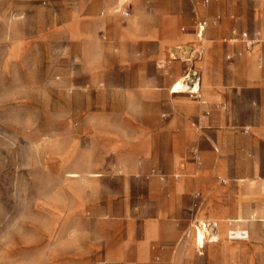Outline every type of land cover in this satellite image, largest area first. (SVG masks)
Segmentation results:
<instances>
[{"label": "rangeland", "instance_id": "rangeland-1", "mask_svg": "<svg viewBox=\"0 0 264 264\" xmlns=\"http://www.w3.org/2000/svg\"><path fill=\"white\" fill-rule=\"evenodd\" d=\"M235 29L251 50L224 41ZM208 45L230 85L255 54L264 96V0H0V264H264V223L208 217L201 187L239 184L244 126L232 120L253 96L230 87L231 103L204 112L230 118L213 134L176 121V95L205 102L191 90ZM185 77L191 92L174 93ZM207 151L227 175L188 171L212 166ZM202 221L221 235L199 249Z\"/></svg>", "mask_w": 264, "mask_h": 264}, {"label": "crops", "instance_id": "crops-1", "mask_svg": "<svg viewBox=\"0 0 264 264\" xmlns=\"http://www.w3.org/2000/svg\"><path fill=\"white\" fill-rule=\"evenodd\" d=\"M240 4L242 6V3ZM241 6L227 4L223 9L226 12H231L238 9L242 10ZM231 55L236 54L232 53ZM219 57L220 56L215 53L212 46L208 45L206 47V56L203 60V67L201 68L202 80H200V84H195L191 90L196 91V86L202 85L205 102L203 104H197V101L184 100L182 96L176 95L173 97L175 99V107L179 109L176 115V121L181 125L182 132L186 136L189 135L191 137L196 135L191 125L198 121L202 126L206 127L205 133L207 135L208 133L213 134V131H211L213 130L212 127L226 125L228 121H230V118L222 115L219 111L214 113V115L210 114V116H205L204 112L208 109H220L222 102H224L226 106L231 103V101L227 102V100H229L230 87H235L243 96H253L252 99H246L245 97L240 103L241 108L245 111L247 110L251 115H249V117L232 120V122L244 126L243 132L239 135V139L241 140L239 151L243 156L241 157V163L245 165V169L243 171H238V178L240 179L239 184H235L232 188L222 184H213L214 186L211 187L201 184V187L206 197L205 210H207L206 215L208 217L225 219L229 217L232 212L236 214V216H234L236 219L229 221L231 225L236 224V226H238L246 220H256L264 223V169L261 152V149H264V116L261 113L262 110L260 114L256 112L257 107L259 109L264 108L263 90L258 81L262 76L261 69L263 68V64L260 61L257 62L258 57L255 54L249 55L245 60L239 61L237 70L235 71L237 77L236 83L230 85V81L224 79V71L214 66L213 62L216 61V58L219 59ZM213 77L215 80L212 79ZM183 91V93L191 92H187V90ZM199 92L200 90L197 94H195V92L191 93L194 94L192 97L201 98ZM234 92L236 93L237 91ZM193 110L196 111L194 112ZM218 132L221 136L226 134V131L223 130ZM194 153L197 154L198 152L196 151ZM205 153V159L212 162V166L208 170L205 169V171L201 170L199 172L197 168L191 165L188 171L205 173L213 177L227 175L228 171L225 167H227L228 161L223 157L217 156L213 151H207ZM249 153H252V158L246 156V154ZM179 157H181V155L178 153L175 162H177ZM198 159L199 162H201L199 155ZM196 187H198V185H196ZM230 191L235 193V198L231 200V204H229V202H227L229 200L226 199V195L229 194ZM229 205L235 206L234 212L229 208ZM245 232H247L248 237L243 240L249 239L248 231Z\"/></svg>", "mask_w": 264, "mask_h": 264}, {"label": "bare ground", "instance_id": "bare-ground-1", "mask_svg": "<svg viewBox=\"0 0 264 264\" xmlns=\"http://www.w3.org/2000/svg\"><path fill=\"white\" fill-rule=\"evenodd\" d=\"M202 38L203 37L201 36L200 39L202 40ZM202 48L204 49V46H202ZM180 49H182V47L179 46V45H176V47L173 49V51L176 52L177 50H180ZM186 78L187 77L182 78L181 80H179L178 82H176L174 84V86L172 87L174 93H183L184 89H188V87L186 85L187 82L185 83ZM199 90H200L199 85H197L196 86V91L198 92ZM196 91H192V92H196ZM69 176L71 178H77V177H79V174H77V173H69ZM94 176H97V175H94ZM199 225H200V227H198V228L200 229V234L198 235V239H196V240H198L197 245H198L199 249L200 248L201 249L205 248V246H206L205 238L209 239L210 242H219L220 241L221 233L220 232L212 233L210 231V229H209L210 227H211V229H214V228L218 227V224L216 222L215 223H210V222H203L202 221ZM236 232L238 234L237 236H240V234H239L240 232H238V231H236ZM230 234L232 235L233 231H231ZM190 236H191V234H190Z\"/></svg>", "mask_w": 264, "mask_h": 264}, {"label": "built area", "instance_id": "built-area-1", "mask_svg": "<svg viewBox=\"0 0 264 264\" xmlns=\"http://www.w3.org/2000/svg\"><path fill=\"white\" fill-rule=\"evenodd\" d=\"M203 2L205 4H209L210 0H203ZM208 27V23L206 21H203L202 23L199 24V34L202 35L204 34V32L206 31V28ZM225 42H230V43H233V44H236L238 42H241L244 44L245 48L247 50H251L252 48V42L250 41L249 37H248V34L246 32H237V30H233L232 31V36L229 40H224ZM228 59L231 60L233 59V55H229L228 56ZM198 92L196 91L195 94H197ZM240 236L238 237L237 235V232L236 231H233V234L232 236L234 238H240V239H246L248 237V234L247 232L245 231H240Z\"/></svg>", "mask_w": 264, "mask_h": 264}]
</instances>
